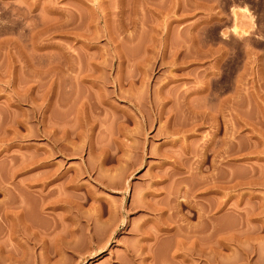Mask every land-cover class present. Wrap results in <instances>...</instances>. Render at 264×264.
I'll list each match as a JSON object with an SVG mask.
<instances>
[{"label": "rangeland", "instance_id": "obj_1", "mask_svg": "<svg viewBox=\"0 0 264 264\" xmlns=\"http://www.w3.org/2000/svg\"><path fill=\"white\" fill-rule=\"evenodd\" d=\"M0 264H264V0H0Z\"/></svg>", "mask_w": 264, "mask_h": 264}, {"label": "bare ground", "instance_id": "obj_2", "mask_svg": "<svg viewBox=\"0 0 264 264\" xmlns=\"http://www.w3.org/2000/svg\"><path fill=\"white\" fill-rule=\"evenodd\" d=\"M168 132V131H167ZM142 248V247H141ZM143 250H144V248H143Z\"/></svg>", "mask_w": 264, "mask_h": 264}]
</instances>
